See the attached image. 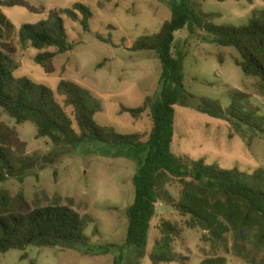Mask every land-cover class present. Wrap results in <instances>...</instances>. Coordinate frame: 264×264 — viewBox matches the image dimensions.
<instances>
[{"label": "trees", "instance_id": "obj_1", "mask_svg": "<svg viewBox=\"0 0 264 264\" xmlns=\"http://www.w3.org/2000/svg\"><path fill=\"white\" fill-rule=\"evenodd\" d=\"M162 1L171 11L170 19L158 33L138 38L131 48L132 52H155L161 67L159 93L146 97L142 107L125 110L134 119L150 110L153 127L146 141L140 134H121L111 126L100 125L95 117L102 112L101 101L73 82L63 80L53 91L28 78H15L13 71L18 68L12 57L15 49L10 45L0 48V108L10 118L17 124L32 123L37 138L49 139L53 152L84 144H107L117 148L116 156L134 162L137 167L133 177L134 202L126 210L128 230L124 246H91L87 231L93 219L81 216L71 204L57 202L31 207L23 194L13 197L0 190V253L26 251L29 247H62L96 256L108 255L116 248L119 256L114 264H122L128 249L137 257L144 256L157 204L164 201L179 215L189 217V228L206 232L213 248L225 252L231 249L249 264H264V170L246 173L237 168L225 169L203 159L178 157L171 149L177 105L225 120L232 136L240 137L248 146L256 137L264 141V114L249 102V95L239 90L228 91L230 104L226 109L219 100L196 98L185 89L186 55H173L175 35L185 29L193 36L197 32L206 34L217 46L234 48L238 53L235 64L246 76L259 80L256 92L264 102V10L255 11L244 26H216L214 20L219 16L203 12L197 0ZM14 7L43 14L42 8L26 0H0V14L2 8ZM65 17L78 23L84 32L90 31L93 13L82 3L64 10L53 9L47 19L25 24L18 31L19 45L38 51L34 61L47 75L55 73L57 55L74 50ZM103 42L110 44L109 40ZM56 96L63 98V105ZM26 149L27 143L2 121L0 114V182L22 179L37 165L39 158L26 155ZM174 181L182 184L177 201L167 190ZM160 233L161 238L149 255L150 264L173 263L177 260L173 243L178 231L172 223L164 221ZM226 263L219 256L201 262Z\"/></svg>", "mask_w": 264, "mask_h": 264}, {"label": "rangeland", "instance_id": "obj_2", "mask_svg": "<svg viewBox=\"0 0 264 264\" xmlns=\"http://www.w3.org/2000/svg\"><path fill=\"white\" fill-rule=\"evenodd\" d=\"M26 1L42 8L43 14L30 13L19 7L2 8L0 14V48L10 45L15 49L12 57L18 68L13 71V76L28 78L53 91L63 80L73 82L101 101L102 112L95 117L100 125L111 126L121 134H140L146 141L153 127L150 110L138 119L125 110L140 108L146 97L159 93L161 67L155 52H132L131 48L138 38L159 32L171 17L168 6L162 0ZM197 2L203 12L219 16L214 20L216 26L241 27L255 11L264 10V0ZM75 3L91 9L90 31L86 33L78 23L64 18L74 50L57 55L55 73L47 75L34 61L38 51L25 50L19 45L18 31L25 24L47 19L53 9H68ZM175 37L173 55H186L184 84L188 93L196 98L219 100L226 109L230 104L228 91L239 90L249 95V102L264 114V102L256 92L259 80L246 76L235 64L238 53L234 48L217 46L206 34L197 32L193 36L187 29ZM105 40L110 44L103 42ZM56 98L64 104L63 98ZM175 111L171 149L178 157L203 159L209 164L218 163L225 169L237 168L246 173L264 170V141L261 138H254L248 146L240 137L232 136L225 120L181 105H177ZM67 113L71 115L72 110L68 108ZM0 114L2 121L14 128L20 139L27 143L26 155L39 158L24 178L0 182V190L8 191L13 197L23 194L31 207L57 202L71 204L81 216L88 215L93 219L87 231L91 246H124L128 230L126 210L135 198L136 164L116 156V147L101 143L53 152L54 146L49 139L37 138V129L32 123L17 124L1 108ZM14 154L18 155L16 151ZM167 190L177 201L182 184L174 181ZM188 220L189 217L179 215L171 204L159 202L144 256L137 257L132 249H128L122 264H150L149 255L161 238L160 225L164 221L172 223L178 231L173 243L177 260L169 264H201L214 256L224 257L226 264H249L231 249L225 252L222 248H213L207 241V233L189 228ZM118 250L112 248L108 255L91 256L79 249L29 247L26 251L0 253V264H114ZM23 255L26 258L23 259Z\"/></svg>", "mask_w": 264, "mask_h": 264}]
</instances>
